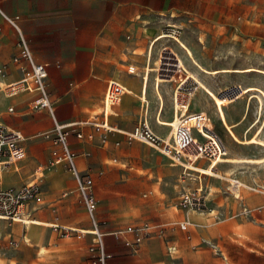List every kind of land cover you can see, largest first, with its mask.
<instances>
[{"label":"crops","instance_id":"0c3cea01","mask_svg":"<svg viewBox=\"0 0 264 264\" xmlns=\"http://www.w3.org/2000/svg\"><path fill=\"white\" fill-rule=\"evenodd\" d=\"M164 4H152L151 0H0L2 28L0 67L3 72L0 75V123L21 133L23 136L21 144L24 149L23 156L17 162L0 167V189L36 182L38 193L30 201L27 211L29 219L41 223L40 225L21 221L6 223L7 219H0V256L3 259L14 261L16 264H70V253L67 251L63 252L61 259L53 258L42 263L38 260L39 246L43 245L50 249L57 248L61 244V239L64 237H61V232L54 228L55 225L69 228L75 225L73 227L89 230L91 227L90 222L79 220L84 216L82 212L84 207L76 189L73 172L63 162L49 166L52 151L58 149L43 136L53 127L49 114L45 110L29 107L33 93L22 91L8 96L1 90L3 85L17 81L23 75V64L12 61V57L17 55L20 49L18 36L4 21L3 15L20 16L19 25L34 59L47 64V90L60 123L84 121L92 116L101 120L105 89L110 80L118 81L125 90L129 89L128 92L125 91L117 105L111 108L108 106L109 124L122 133H108L102 129L93 130L90 126H83L80 130L85 135L93 131L92 141L78 139L73 134L69 136V145L75 153L76 169L90 175L95 161L101 164L100 160L104 156L106 144L113 141L125 142L123 133L133 131L140 120L145 119L147 124L149 118L155 120L156 123L149 127L161 138L170 134L169 127L157 121L158 117L165 120L164 107L169 90H162L161 83L157 89V83L154 81L157 69L153 71L156 75L153 76L152 81L153 72H150L145 79L142 72L134 75L136 68L133 65L142 68L154 64L152 53L163 44L164 39L154 45L151 55L148 50L149 42L153 37L163 33L164 23L166 20H171V18L165 20L163 16L165 12L175 8L168 9ZM170 15L175 16L174 13ZM180 56L188 68L196 70L184 53ZM127 66L129 69H126ZM227 74L237 73L226 72L219 76ZM200 78L218 94L226 87L236 85L235 78L231 77L220 80V84L202 76ZM177 83L171 94L173 113H175ZM248 84L264 89V80L261 79ZM197 89L199 88L196 83V88L188 100V110L191 107V98L196 94L194 111L209 108L214 112L218 124L231 138L227 126L233 129L236 136L237 134L242 136L244 131L247 133L252 129L251 124L247 128L241 127L249 110L248 102L243 103L241 100L243 98L241 92L228 105H223V118L213 102L207 100L203 93H196ZM247 97L250 100L255 98L254 100L260 103L257 97H250L248 94ZM98 106H100L99 111L92 113ZM9 107H12L11 111ZM262 109L264 113V102L261 103ZM260 125L252 132V136L258 137L261 134L263 127ZM259 129L260 132L256 134ZM135 142L137 141L131 143L133 147L136 146ZM224 145L227 148L225 143ZM130 149L129 147L128 152ZM262 150L264 153L263 147ZM93 151L94 155H92ZM173 164L171 166L180 168L179 178H176L177 183L175 182L174 186L180 182L185 186H197L196 182L182 180L181 167L176 163ZM197 165L201 167L200 163ZM39 166H47V169L41 179H35L33 175ZM215 178L222 177L216 175ZM206 179L207 177L205 181ZM112 183L114 182L111 180L98 183L96 189L94 183L93 192L98 201L97 209L100 199L103 198L98 185ZM208 190L211 194L210 189ZM117 194L125 193L119 190L112 192L113 196ZM145 239L148 240L141 248L140 254L149 259L151 255L161 250V242L152 237ZM86 255L87 248L82 259Z\"/></svg>","mask_w":264,"mask_h":264},{"label":"rangeland","instance_id":"374dc122","mask_svg":"<svg viewBox=\"0 0 264 264\" xmlns=\"http://www.w3.org/2000/svg\"><path fill=\"white\" fill-rule=\"evenodd\" d=\"M151 3H165L168 9L175 7L165 12L163 18L166 20L171 17L170 13L175 14V18L169 20L181 27L178 38L205 68L245 69L254 66L264 69V0H151ZM164 45L172 46L180 55L184 53L172 38L166 37L163 44L153 51L152 60L157 58L158 49ZM133 65L136 68L134 75L144 73L145 69L154 66L145 65L141 68ZM126 69H129L128 66ZM154 75L155 72L151 74L152 81ZM200 76L216 84L230 77L242 85L264 80V75L256 71L224 76L200 73ZM181 78L177 75L176 81L161 83L162 90H169L164 107L165 120L172 118L171 94ZM196 93H203L212 102L202 89H197ZM196 97L194 94L191 98V107L186 109L188 113L196 112ZM254 99H248L247 94L241 99L243 103L246 101L249 104L247 117L241 127L253 126L247 133L244 131L242 136L237 134L240 140L250 138L259 124L263 131L257 138L264 140V113L261 103ZM99 109L100 106L96 107L92 113ZM201 110L211 117L215 132L226 144V156H263L262 147L233 140L218 124L213 111L209 108ZM153 123H156L155 120L149 118L150 127ZM116 143L113 141L106 144L101 164L95 161L90 171L95 189L98 183L107 180L114 182L98 185L103 198L96 212L114 264H264V163H219L215 173L232 168L234 174L222 178L207 177V182H202L203 190L207 192L210 189L211 194L206 196L203 207L194 209L180 205L178 191L182 186H190L181 182L173 185L177 183L180 168L171 166L174 165L169 164L172 161L158 148L141 142H135L134 147L125 142ZM197 163L204 168L207 161L199 159ZM37 174L40 175L39 172ZM227 178H236L243 186L239 190L231 189ZM204 184H207L206 187ZM117 190L125 194L113 196L112 192ZM244 208L247 210L244 211ZM82 212L84 216L79 220L89 222L84 208ZM10 221L6 220V223ZM31 222L41 224L35 219H31ZM181 223H185L186 228H181ZM127 225L145 227L148 230L147 237L161 242V250L148 259L140 254L148 239H143L139 245H127L122 238L112 234ZM73 226H70L72 230L83 232H62L60 235L64 238L61 244L57 248H47L43 254L39 253L40 246H43L40 245L38 260L46 263L53 258L61 259L63 252L67 251L70 253V264H78L91 243L92 235L88 233L89 229ZM126 238L131 241L132 236L127 235ZM168 247L174 249L168 251ZM0 258L2 264H16L2 256Z\"/></svg>","mask_w":264,"mask_h":264},{"label":"built area","instance_id":"2783aa9c","mask_svg":"<svg viewBox=\"0 0 264 264\" xmlns=\"http://www.w3.org/2000/svg\"><path fill=\"white\" fill-rule=\"evenodd\" d=\"M171 19L175 18L173 16ZM4 21L14 29L18 36L19 53L12 57V61L23 64L22 77L13 82H9L1 90L8 96L16 95L25 91L33 93L34 96L29 102V107L38 110H45L53 122L50 131L44 133V138L49 139L58 149L52 151V158L49 166L57 163H65L69 170L73 172L76 189L84 207L85 213L91 224L88 233L92 235L91 243L87 247V255L80 260L78 264H113L112 253L107 249L105 233L100 227V221L96 217L98 201L94 195V182L90 175L82 174L76 169L75 153L69 145V136L75 135L78 139H86L88 142L93 139V131L86 135L80 130L83 126H90L93 130L102 129L108 133L120 132L111 126L107 120L108 111L106 106L110 108L117 105L122 95L125 93L124 86L116 80H110L107 83L104 95V109L101 113L102 119L98 120L96 116L87 118L84 121H73L68 123H60L57 120L54 104L52 103L47 90V64L38 62L34 59L29 48L28 42L20 28L19 15H3ZM0 26V33H1ZM181 32V27L173 21L166 20L164 23L163 33L169 38L177 39ZM157 75L160 78H170L177 74L182 78L178 81L175 93V103L179 106V111L188 107V100L196 88V81L186 75H179L182 68L177 55L167 46H162L158 52ZM130 72V71H128ZM0 67V75L2 74ZM131 73V72H130ZM241 88L238 85L230 86L222 90L219 94L234 100L240 94ZM12 110V107H9ZM194 124H190L188 117H182L175 126L173 134H169L165 138L157 136L149 127L145 119L138 122L133 131L123 133L125 142L131 144L134 141L148 144L158 148L172 163H176L181 167L180 178L182 180L193 181L197 183L195 187H182L178 193L179 203L181 206H190L194 209H200L204 206V200L209 194L203 190V181L208 176H215L217 160H221L226 156V147L222 139L215 132L211 117L206 112L196 111L188 113ZM23 136L19 131L11 130L0 123V167L2 165L17 162L24 154L21 144ZM118 144V143H116ZM87 154H89L87 152ZM199 159H205L207 165L204 167L213 172H206L197 165ZM47 166H39L34 172L35 179H41ZM40 173V175L37 174ZM231 189L239 190L243 184L236 178L227 180ZM206 187V186H205ZM38 193L36 182H29L20 186H14L6 189H0V219L11 221L28 222V205ZM247 209L244 208V211ZM181 228H186L185 223L180 224ZM61 233L72 230L69 227L54 226ZM80 232H83L80 230ZM112 234L116 238H122L127 245H139L148 235L145 227L137 225H127L123 229L113 231ZM131 235V241L126 237ZM173 247H169L171 251Z\"/></svg>","mask_w":264,"mask_h":264},{"label":"bare ground","instance_id":"6f19581e","mask_svg":"<svg viewBox=\"0 0 264 264\" xmlns=\"http://www.w3.org/2000/svg\"><path fill=\"white\" fill-rule=\"evenodd\" d=\"M166 37H168V36L165 35L164 33H160L159 35L153 37L150 40V43H149V46H148L149 54L151 53L154 45L158 41H160V40H162V39H164ZM173 41L175 43H177V46H178L179 49H182L184 51L185 56L189 59L190 63L196 69V70H192V69L188 68L185 65V63H184L182 57L180 56V54L177 52V50H175L172 46L166 45L169 49H171L172 52H174L177 55L178 59L180 60L182 68L179 71V73H183L184 75H186V77L192 78V79H194L196 81L198 88L202 89L209 96V98L213 102L214 106L219 109L220 115L223 118H224V114H223V108L222 107H223V105H228V103L231 100H229L227 97H225L223 95L218 94L217 92L212 90L210 87H208L203 82V80L200 78L199 73H203V74L205 73L207 75H212L213 76V75L223 74V73H226V72L241 73V72L256 71V72L264 75V69L259 68V67H254V66H250V67H247L245 69H239V68H230V69H227V68H213V69H207L204 66H202L193 57V54H192L191 50L186 46V44L184 42H182L179 38H177L176 40L173 39ZM153 65H154L153 67H149V68L145 69V71H144V78L145 79H147V77L149 75V71H155L157 69V66H158V59L157 58L154 60V64ZM176 76L177 75H172L170 78H166V79L156 76V78H154V81L157 83V85L155 83V85L157 86V89H158V86L160 85V83L171 82V81L176 80ZM234 83L236 85H240L241 90H242L241 91L242 95L248 94L250 97H252V96L257 97V99L259 100L260 103L264 102V89L263 88H261V87H259L257 85H253V84H247V85L243 86L240 82H234ZM126 90H127V92L129 91L128 88H126ZM242 95L240 96V98L242 97ZM161 98H162V96H161ZM162 105H163V99H162ZM178 107L179 106L175 104V113H173L172 118L169 121L162 120L160 117H158L157 118L158 123L171 128V126H175L176 123L182 117H185V116L188 117V119H190L189 122H193V120H191V117L188 116V111L186 110L187 108L183 109L181 111V114H180V111H179ZM106 110L109 111L108 105L106 106ZM201 112H205V111H201ZM227 128L229 130L230 135L232 136V138L234 140H236L238 142H241V143H244V144H257V145H259V146L264 148V140L259 139L256 136H251L248 139L240 140L236 136V134L232 131L233 129H231L229 126H227ZM173 132H174V129L171 128L170 134H173ZM259 132H260V129L256 132V134H258ZM254 134H255V132H254ZM219 163H264V156H262L260 158H247V157H238V158H236V157L225 156L221 160H217V162L214 165L218 166ZM200 169L205 170L206 172H209V171L213 172L212 170H209L208 168H205V169L204 168H200ZM233 174H234V170L232 168H228L227 170H225L222 173H216V175L219 176V177H222V176H227L228 177V176L233 175ZM227 179L230 180L231 178H227ZM28 222H29V224H32L31 219H28ZM46 249H47V247L41 246L40 250H39V253L43 254L46 251ZM2 261L3 260L0 258V264H2Z\"/></svg>","mask_w":264,"mask_h":264}]
</instances>
